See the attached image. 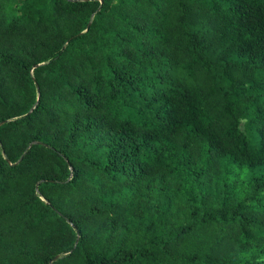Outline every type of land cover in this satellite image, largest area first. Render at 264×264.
Returning a JSON list of instances; mask_svg holds the SVG:
<instances>
[{
  "label": "trees",
  "instance_id": "1",
  "mask_svg": "<svg viewBox=\"0 0 264 264\" xmlns=\"http://www.w3.org/2000/svg\"><path fill=\"white\" fill-rule=\"evenodd\" d=\"M0 123V264H264V0H0Z\"/></svg>",
  "mask_w": 264,
  "mask_h": 264
},
{
  "label": "water",
  "instance_id": "2",
  "mask_svg": "<svg viewBox=\"0 0 264 264\" xmlns=\"http://www.w3.org/2000/svg\"><path fill=\"white\" fill-rule=\"evenodd\" d=\"M1 123H2V122H1ZM1 123H0V124H1Z\"/></svg>",
  "mask_w": 264,
  "mask_h": 264
}]
</instances>
